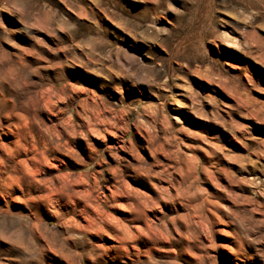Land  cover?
Here are the masks:
<instances>
[{"label": "rangeland", "instance_id": "obj_1", "mask_svg": "<svg viewBox=\"0 0 264 264\" xmlns=\"http://www.w3.org/2000/svg\"><path fill=\"white\" fill-rule=\"evenodd\" d=\"M0 264H264V0H0Z\"/></svg>", "mask_w": 264, "mask_h": 264}]
</instances>
